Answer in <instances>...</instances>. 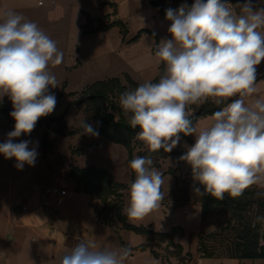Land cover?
<instances>
[{
	"label": "clouds",
	"instance_id": "9594fccd",
	"mask_svg": "<svg viewBox=\"0 0 264 264\" xmlns=\"http://www.w3.org/2000/svg\"><path fill=\"white\" fill-rule=\"evenodd\" d=\"M171 39H161L154 55L163 63L158 81H146L119 96L133 139L150 153L171 152L184 136L194 135L180 160L191 167L198 195L223 200L238 198L252 186L264 189V97L255 96L257 66L264 60V6L259 0H194L189 7L166 11ZM0 101L7 96L13 110L14 129L0 143V154L15 159V167L34 166L36 147L14 140L30 134L41 117L56 107L50 91L59 87L49 65L58 66L63 53L39 26L21 14H0ZM235 98V99H233ZM246 98H252L251 103ZM211 100L224 106L212 114V123L198 128L190 119L191 105ZM227 101H231L225 103ZM80 135L98 136L96 128L82 120ZM135 174L122 210L129 220H142L164 199L163 172L152 157L136 156L128 164ZM264 196V191L257 192ZM264 223V215L252 222ZM130 246L111 250L90 240H79L59 258V264H125Z\"/></svg>",
	"mask_w": 264,
	"mask_h": 264
},
{
	"label": "rangeland",
	"instance_id": "374dc122",
	"mask_svg": "<svg viewBox=\"0 0 264 264\" xmlns=\"http://www.w3.org/2000/svg\"><path fill=\"white\" fill-rule=\"evenodd\" d=\"M190 1L184 0V3H190ZM107 2L103 3L107 4ZM230 2L235 4L238 0H230ZM239 2H243V0H239ZM259 5L264 6V0H259ZM114 6L116 5L114 4ZM114 10L113 16L116 15V7ZM128 11L129 13L126 14L128 22H126L129 33L124 42L121 35L122 30L119 31V26L114 27L108 33L95 31L89 37H85V41L87 39L92 40L97 48L83 51L82 64L77 69L69 71V73H63L60 66L49 65V71L59 81V87L50 89L55 94L57 103L55 110L49 116L64 115V117L57 121H49L47 118L41 117L30 134H22L31 142L29 144L30 148L33 147V141H35L33 139L41 136L44 163L48 171H52L53 178H68L70 167L72 174H75V177L72 175L74 178L77 176V172L74 170L79 167L94 166L107 171L104 178L109 182V190L111 189L114 193L112 195H108V190L105 189L106 185L103 186L102 190L97 188V186H100V182L95 177L81 179L79 184L77 182L79 188L90 191L89 194L92 195L93 199L92 205L99 223L86 214L88 212L86 206L83 205V201L84 199L89 201L90 197L84 195L81 198L75 193L72 194L74 200L61 207L64 211L62 212L64 218L61 225L70 226L72 230L81 233L84 230L83 224L86 218L87 220L89 218L92 241L98 248L115 250L121 246L131 247L132 252L126 259L125 264H264L262 259L241 260L225 255V248L228 245L227 239L231 240L233 238L229 229L222 230L226 227V222L231 216L227 209L218 207L206 214L202 213L199 195L193 190L194 186L199 188L202 186L198 183L194 185L191 167L179 159L186 152L187 147L195 143L194 135L184 136L180 134L179 143L168 153L163 149L156 153H150L141 141L132 139V155L122 143H116L100 134L98 136L80 135L82 132L79 127L80 121L87 120L95 127L93 117L87 118V104L83 100V94L88 85L94 83L97 79H110L111 75L124 71L129 72V69H132L135 80L128 73H124L117 78L120 80L119 86L125 87L126 90L129 88L134 89L140 83L146 81L156 82L154 79L160 73L163 63L158 62L154 50L161 39L172 38L168 33L171 21L166 19V14L159 17L148 0H132L129 3ZM21 15L26 20L33 21L38 26L40 25L34 15L30 17L27 12ZM110 15H107V21L104 23L103 29L111 23ZM118 21L119 24L126 27L123 20L119 19ZM89 28L92 29V21L89 23ZM45 33L56 43L60 41L61 35L56 30ZM137 34H139V37L133 40ZM64 51L66 52V49ZM64 51L63 60L68 59L66 53L64 55ZM69 75H71L70 80H73L72 83L68 80L61 82L59 79L61 76L66 78ZM255 82L258 92L254 95L264 97V60L257 66ZM126 90L115 88V90L108 93L110 101L118 107V109L110 110L116 115V119L120 117L119 112L123 113L119 106V96ZM4 99L8 102V105L12 106L7 96ZM246 100L251 103L252 98H246ZM200 106L191 105L189 111L195 114L199 111ZM125 117L128 119L126 115ZM12 121L15 123L13 118ZM211 123L212 115H200L197 117L195 125L198 128H203ZM149 155L153 159L154 166L164 174V184L161 189L164 199L157 210L142 220H129L127 218V221L138 226H146L158 232L172 233L175 227L180 228V230L173 233V241L175 244L182 245L183 252L181 255L185 257V260L176 256V248L171 245L168 246V241L155 243L157 245L154 246V251L160 255L161 258L159 259L152 255L150 248L147 250L134 249L142 243H149V241L141 235L124 229L118 217L119 210L121 215H124L122 210L128 203V188L135 179V174L128 164L136 156ZM15 163L14 158L4 159L0 162V167L4 171H11L13 168L17 169ZM34 175L32 173V176ZM48 179L49 176H47V179L37 177L36 181L41 182ZM8 180L2 179V185H5L8 191L10 188L12 195H16L19 192L18 186H9L6 183ZM116 183L124 184L126 187H119ZM65 186L69 189V182L65 183ZM255 187L257 186H252L249 189H255ZM57 194L54 193L53 197L56 198ZM23 202H26L25 199H22L20 204H23ZM88 203L86 202V204ZM49 206L55 207L54 202L52 201V206L50 204ZM249 211L248 215L251 217L259 212L257 205L249 208ZM3 215H0V227H7ZM49 224L51 227L48 226V228H51L55 233L58 223L52 221ZM217 232H219L218 238H213L212 235ZM202 235L205 236L209 251L215 253L213 257H206L199 251V240ZM53 242V237L47 232H33L25 239L23 245L10 248L11 250L8 252L3 264H49L51 254L55 248H59V244ZM13 252L15 254L16 252L21 253V255L13 259Z\"/></svg>",
	"mask_w": 264,
	"mask_h": 264
},
{
	"label": "crops",
	"instance_id": "0c3cea01",
	"mask_svg": "<svg viewBox=\"0 0 264 264\" xmlns=\"http://www.w3.org/2000/svg\"><path fill=\"white\" fill-rule=\"evenodd\" d=\"M105 1H108L107 4L103 3ZM131 1L132 0H0V14L6 10H12L19 14L27 12L30 17L34 15L40 24L41 30L44 32L49 33L55 30L59 32L61 38L56 44L62 53L64 49H66L64 55L66 53L68 59L65 58L58 66L61 67L63 73H69V71L77 69L82 64L81 56L85 49L95 50L97 48V45H94L92 40L87 39L85 41V37H89L91 33H95L94 29H96L100 22L104 25L107 21V15L111 14V25L108 24L110 26L96 32L108 33L114 27L119 26L115 23L119 22L118 20L121 19L126 25L127 34L129 33L126 14L129 13L128 6ZM151 1L152 0H148L149 4L155 9L157 15L159 17L164 16L151 4ZM114 4L116 6H114ZM115 7L116 15L113 16L112 13L115 12ZM90 21H92V29H88ZM119 31L121 32L120 26ZM121 35L123 36L122 33ZM126 36H123V42ZM124 73H128L130 77L134 79L132 69H129V72L124 71L116 75H111L109 78L119 77ZM70 76L71 75L66 78H62L61 76L59 79L61 82L68 80L72 83L73 80H70ZM102 79L105 80L107 78L97 80ZM0 103L5 104L9 110H13L12 106L8 105V102L4 98ZM14 124L13 122L12 126L9 123L6 114L0 115V143H3L7 139V133L14 129ZM40 137L33 139L35 140L33 141V147H36L38 153L34 166L25 164L22 170L13 168L11 171H4V169L0 167V215L4 214L2 217L7 223V227H0V264L5 262L11 247L23 245L25 239L33 232H47L53 237V243L59 244V248H55L51 254V261L49 264H59V258L67 253L79 240L92 241L89 218L88 220L86 218L83 224L84 230L81 233L72 230L70 226L61 225L64 218L62 215L64 211L61 207L74 200L72 194L76 193L77 196H81V198L84 195L90 197L89 201H85V199L83 201V205L86 206V211L88 212L86 214L99 223L92 205V195L78 188L77 181L72 176L71 167L68 178H53L52 171H48L44 163L42 139ZM23 140L29 141L28 138L21 135L19 138H16L14 142L18 143ZM4 159V156L0 154V162ZM32 173L35 175L32 176ZM47 176H49L48 180H42L41 182L36 181L37 177H39V179H47ZM4 178L9 179L6 182L9 186H18L19 192H17L16 195H12V190L9 188L8 191L6 186L2 185L1 181ZM68 182L69 189L65 186V183ZM52 187L66 189L67 193L65 195L58 193L56 198H54V193L51 192ZM22 199H25L26 202L20 204ZM52 201L55 204L53 208L49 206V204L52 206ZM86 202H89V207ZM24 207L27 208L24 209ZM52 221L58 223V228L55 233H53L51 228H48V226L51 227L49 223ZM20 255L21 253L16 252L15 254V252H13L12 258L14 259V257L16 258Z\"/></svg>",
	"mask_w": 264,
	"mask_h": 264
},
{
	"label": "trees",
	"instance_id": "16d2710c",
	"mask_svg": "<svg viewBox=\"0 0 264 264\" xmlns=\"http://www.w3.org/2000/svg\"><path fill=\"white\" fill-rule=\"evenodd\" d=\"M151 4L156 7L162 14H166V11L168 9H172L174 12L178 11L180 6L185 3L184 0H152ZM186 4L189 7L192 5L191 3ZM115 24L120 26L122 34L125 37L127 35V28L124 25L119 24V22ZM110 25H107V27ZM103 27V23L100 22L96 29H94V31L102 30ZM139 34H137L133 38V40L137 39L139 37ZM163 71L164 67L162 64L160 73L154 79V81H158ZM119 82L120 80L117 77L110 78L107 80H97L87 86L83 94V100L87 104V118L93 117L95 128L98 133L101 136L108 138L116 143H122L129 149L132 155V139L135 133L139 131V128L137 127V129L135 130L131 129L127 123L128 119L122 112H119L120 117L119 119H116V115L110 111L112 109H118V107L110 101L108 97L109 91L115 90V88H118L119 90H126L125 87L119 86ZM228 102L231 101H227L225 103ZM223 106V104L216 105L212 101H207L200 106L199 111H197L195 114H192L190 119L193 121V124H195L198 116L212 115L215 111L219 110ZM10 112L11 110H9L3 103H0V115L6 114L9 123L13 126ZM63 117L64 115L58 117H51L48 115L43 118H47L49 121H57L62 119ZM74 171L77 172V176L75 179H77L78 184L80 183L81 179L95 177L96 180L100 182V186H97V188L102 190L103 186L106 185L105 189L108 190V195L114 194L111 189L109 190V182H107L104 178V175L107 173L106 170L91 166L81 169L76 168ZM73 175L75 177V174ZM116 185L119 187H126V185L120 183H116ZM84 191L90 193V191L88 190ZM200 191H204L203 186L200 188ZM262 191H264V189H259L255 187V189L245 190L243 195L238 198H231L230 196L225 194L223 200H216L214 197L207 194L199 195V201L201 202L203 214H206L214 208L218 207L225 208L231 213L230 219L226 222V227L222 228V230L229 229L231 235L233 236L231 240L227 239L228 245L225 248V255L230 258H236L241 260H264V223H257L255 227L252 226V222L256 216L264 215V196H257V192ZM255 205H257V209L259 212L251 217L248 215V213H250L249 208H253ZM118 217L120 218L124 229L134 232L135 234L141 235L147 241H149V243H142L134 249L147 250L148 248H150L152 255L155 258L159 259L161 257L156 251H154V246H156L160 241H168V246L171 245L176 248V256L180 257L182 260H185V257H182L181 255V253L183 252L182 245L175 244L173 241V233L180 230V228L175 227L172 230V233L158 232L143 225L138 226L129 223L127 221V217L125 215H121L120 210L118 212ZM218 233L219 232L214 233L212 235L213 238H218ZM155 243L157 244L155 245ZM199 245V251L202 252L204 256L213 257L215 255V253L209 251V248L205 242V236L202 235L199 240ZM187 255L190 257L189 254Z\"/></svg>",
	"mask_w": 264,
	"mask_h": 264
},
{
	"label": "built area",
	"instance_id": "2783aa9c",
	"mask_svg": "<svg viewBox=\"0 0 264 264\" xmlns=\"http://www.w3.org/2000/svg\"><path fill=\"white\" fill-rule=\"evenodd\" d=\"M52 193H60L61 195H65L67 193L66 189H59V188H53L51 189ZM27 207H24L26 209Z\"/></svg>",
	"mask_w": 264,
	"mask_h": 264
},
{
	"label": "water",
	"instance_id": "95a60500",
	"mask_svg": "<svg viewBox=\"0 0 264 264\" xmlns=\"http://www.w3.org/2000/svg\"><path fill=\"white\" fill-rule=\"evenodd\" d=\"M190 3H191V4L194 3V0H191ZM40 119H41V118H40ZM40 119H39V120H40ZM39 120H38V121H39ZM38 121H37V122H38Z\"/></svg>",
	"mask_w": 264,
	"mask_h": 264
}]
</instances>
